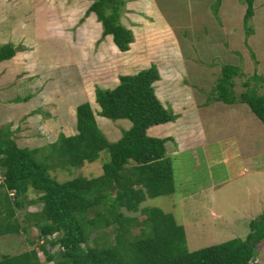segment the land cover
Masks as SVG:
<instances>
[{"label":"rangeland","instance_id":"obj_1","mask_svg":"<svg viewBox=\"0 0 264 264\" xmlns=\"http://www.w3.org/2000/svg\"><path fill=\"white\" fill-rule=\"evenodd\" d=\"M27 2L34 22L29 27L19 24L21 15L13 10L21 0H0L1 15L11 24L0 26V44L10 41L21 51L15 60L0 64V129L10 127L22 148H48L61 133L77 132L79 105L90 103L99 113L97 87L111 89L119 75L156 66L163 103L191 105L195 100L201 110L194 119L213 137L185 151L171 139L166 156L172 163L175 192L141 207L173 214L185 228L191 251L246 239L251 221L264 213V124L244 103L216 101L214 89L223 67L232 65L241 69L235 78L239 97L247 91L264 95V0L255 1L254 16L247 23L244 0H126L121 21L133 30L135 42L125 53L111 47L110 37L103 38L95 14L87 16L94 0ZM97 120L111 142L132 126L129 120L100 115ZM107 157L102 154L79 168L60 166L50 174L59 182L98 177ZM36 197L31 190L29 199ZM39 210V205L29 206L18 217L22 221L26 212ZM126 212L140 221L147 217ZM141 230L140 225L133 227L134 234ZM107 232L114 242L113 228ZM40 243L33 227L27 234L1 237L0 252L16 255L35 249L48 264ZM48 248L53 254L60 251ZM251 264H264V243Z\"/></svg>","mask_w":264,"mask_h":264},{"label":"trees","instance_id":"obj_2","mask_svg":"<svg viewBox=\"0 0 264 264\" xmlns=\"http://www.w3.org/2000/svg\"><path fill=\"white\" fill-rule=\"evenodd\" d=\"M248 5L246 23L254 16L256 0ZM126 0H94L87 16L96 14L103 38L112 35L123 53L135 42L133 30L121 19ZM112 48H116L111 43ZM14 44L0 46V63L16 56ZM238 66L225 65L214 89L216 101L244 103L264 124V95L247 91L239 97L235 78ZM162 79L156 66L135 75L120 76L115 89L96 88L100 116L129 120L132 127L111 142L101 130L90 103L77 108V132L61 133L48 148H22L12 138L10 127L0 129V238L39 231V249L53 264H251L256 263L264 243V213L251 221L246 239L191 251L186 231L173 214L143 203L175 192L167 139L150 137L154 126L175 122L177 116L161 102L155 84ZM20 100V99H19ZM108 153L103 174L59 182L50 171L60 166L79 168ZM133 162V163H132ZM37 197L29 199L30 191ZM39 205L38 212L19 211ZM140 212V221L127 212ZM140 225L139 234L133 227ZM113 228L114 242L107 232ZM34 244V243H33ZM59 248L58 253L50 252ZM1 254V252H0ZM0 264H43L35 249L16 255L1 254Z\"/></svg>","mask_w":264,"mask_h":264},{"label":"crops","instance_id":"obj_3","mask_svg":"<svg viewBox=\"0 0 264 264\" xmlns=\"http://www.w3.org/2000/svg\"><path fill=\"white\" fill-rule=\"evenodd\" d=\"M18 1H20V0H18ZM21 1H22L23 4L20 5L18 3L16 5H13V10H14V12L16 14L21 15L22 21H21V19H19V21H21L19 24L22 25V26L26 25L25 27H29L30 24H34L33 21H30L31 16L29 15V13H30L31 7H30L29 3L27 2V0H21ZM2 13H3L2 12V6L0 4V26H3L4 25V26H7L8 27V25H11V24L9 22H5L4 19H5L6 16L1 15ZM25 18L28 19L27 22L25 21L26 20ZM166 26H169V25H166ZM107 37H110V39H111L110 40V43L114 44L115 47H117V45L114 42L113 36L110 35V36H107ZM9 43H11V42L10 41L3 42V43L0 44V46L1 45H5V44H9ZM11 44H15V43L12 42ZM24 51L26 52V50H24ZM22 53H23V51H22ZM20 55H21V51H18L17 54H16V56L14 58H12L10 60L3 61L0 64L1 65H4L8 61H13L16 58H18ZM0 68H1V66H0ZM132 74L133 73L127 72V73L122 74V75H132ZM122 75H119L117 77V83L115 84L114 87H111V89H115L120 84V76H122ZM133 75H135V74H133ZM160 81H158L156 83L155 87H156L157 96L159 97V99L163 103L162 99L160 98V96L158 94V83ZM108 88L109 87L104 88V89H108ZM177 98L178 97H175V101L178 100ZM163 104H164V106L166 108L171 109L174 112V114L177 116V120L175 122L167 123V124H164V125H158V126H154V127L150 128L148 130V135L150 137L160 138V139H167L168 140L167 143H166V148H167V154L166 155H168V152L170 151V149H169L170 148V143L169 142H170L171 139L178 140V144H179L181 150L182 151H185V150H190V149H192V148H194L196 146H199L200 144H207L210 141V138L213 137V136L212 137H210V136L208 137L207 133L203 129L200 130L201 123L200 122H197L194 119V115L196 113H199V111L201 110V108L198 106V104L195 103V100H194V104L192 103L191 105L190 104L188 105L187 103H184L182 105L179 102L178 103L176 102V106L175 105H171V106L168 105L169 102L166 103V104L165 103H163ZM193 109H194V111H191ZM203 110H204V108H203ZM100 112H101V109H100L99 113ZM99 113H96V117H98ZM186 113H189V116L186 115ZM179 120H184V121H182L181 123H178ZM117 121H120L121 122V120H117ZM125 122L129 123L128 121H125ZM186 123L187 124H190L191 126L184 127V125ZM108 125L111 128L114 127L113 125H110V123H108ZM129 129H127V130H129ZM199 132H201V133H199ZM175 134L177 136H175ZM121 138H122V135H121V137L119 135L118 138H117V140H115L114 142L119 141ZM173 153H174V151L172 152V154Z\"/></svg>","mask_w":264,"mask_h":264},{"label":"built area","instance_id":"obj_4","mask_svg":"<svg viewBox=\"0 0 264 264\" xmlns=\"http://www.w3.org/2000/svg\"><path fill=\"white\" fill-rule=\"evenodd\" d=\"M3 176H2V174H1V171H0V183L3 181Z\"/></svg>","mask_w":264,"mask_h":264}]
</instances>
